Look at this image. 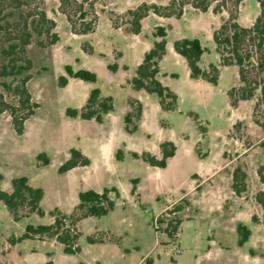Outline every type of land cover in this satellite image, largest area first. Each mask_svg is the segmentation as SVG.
I'll use <instances>...</instances> for the list:
<instances>
[{
    "label": "rangeland",
    "instance_id": "374dc122",
    "mask_svg": "<svg viewBox=\"0 0 264 264\" xmlns=\"http://www.w3.org/2000/svg\"><path fill=\"white\" fill-rule=\"evenodd\" d=\"M77 1L88 12L85 20L96 16L87 33L70 29L59 0H35L55 21L58 39L49 44L44 35L32 32L26 46L29 67L14 78H5L13 87L21 77L29 76L27 89L39 106L24 121L20 134L9 113H0V189L10 191L13 177L26 176L30 185L43 189L39 205L44 214L33 212L14 220L0 201V264H264V210L255 200V193L264 190L257 174L264 164V129L253 120L254 99L229 105L226 91L238 84L237 68L219 64L212 39L227 12H213V4L206 11L186 5L179 18L150 11L141 20L140 32L134 34L129 31L128 9L142 2L166 4L169 0ZM19 11L4 10L0 24L15 20ZM258 12L256 0H243L237 21L249 26ZM78 14L72 15L76 28L81 26ZM157 25L166 31L157 78L177 94L171 110H162L156 94L136 90L129 82L143 53L152 46ZM182 37L200 40L205 51L199 65L205 69L209 63L218 66L216 84L189 76L185 58L172 47ZM1 43L8 44L3 35ZM66 64L73 70L93 71L96 80L67 76L66 85L59 86L58 77L66 75ZM112 64H116L114 70L109 67ZM93 87L102 96L112 97L113 109L103 121L66 116L67 107L84 105ZM0 91L7 102L17 103L12 91L3 87ZM130 98L142 104L134 132L124 127ZM163 140L176 146L164 168L132 155L149 151L159 157ZM71 147L88 156L90 163L60 173L57 168ZM39 152L46 154L47 164L37 159ZM236 167L246 174V188L239 194L231 189ZM104 187L113 208L76 221L77 251L65 253L55 237L16 242L26 224L52 223L55 210L68 223L75 214L78 192ZM170 219L180 220L171 237L164 231ZM239 223L250 229L242 245L237 244Z\"/></svg>",
    "mask_w": 264,
    "mask_h": 264
},
{
    "label": "trees",
    "instance_id": "16d2710c",
    "mask_svg": "<svg viewBox=\"0 0 264 264\" xmlns=\"http://www.w3.org/2000/svg\"><path fill=\"white\" fill-rule=\"evenodd\" d=\"M59 9L65 15L70 29L74 33H87L93 29L96 16L85 20L88 12L83 10L82 2L77 0H59ZM243 0H169L166 4H156L142 2L135 8L128 9L126 14L129 16V31L138 34L141 29V20L151 11L159 16L179 18L184 12L186 5L199 11H206L213 4L212 11L220 12L225 10L227 18L219 24L212 32V39L215 49L219 56V64L223 66L235 65L237 68L238 84L231 86L226 94L229 105L237 106L240 100L254 99L252 116L254 122L264 129V0H256L259 12L254 21L249 26H243L237 21L239 5ZM35 0H0V13L6 9H19L17 18L13 21H5L0 24V35L8 42L6 46L0 44V87L6 91H12L16 96L17 103L7 102L0 91V113L7 111L11 118L12 126L16 133L23 131L24 121L34 113L39 106L36 101L31 99L26 82L29 76L20 78L18 84L13 87L6 82L7 77H16L30 65L26 57V46L30 43L32 32L37 35H44L47 43H54L58 36L53 31L55 21L48 17L44 10L39 8V3ZM79 12L78 16L80 28H76L73 14ZM73 13V14H72ZM166 31L164 26L157 25L153 36L155 37L152 46L143 53L142 59L136 66L134 75L130 78V85L136 90H144L147 93H154L158 97V104L162 110L174 109L177 103V94L168 86L164 85L158 78L159 60L165 53ZM173 50L183 56L186 60L189 76L192 78H202L208 82L217 83L219 68L214 63H209L206 69H202L198 64L205 48L201 45L198 38L182 37L175 39L172 44ZM112 70L116 64L109 66ZM66 75L58 77L59 86H65L67 76L75 77L84 81H95L96 74L88 69L79 68L73 70L71 65L66 64ZM98 87H93L86 98L84 105L80 108L67 107L65 114L68 117H77L84 120H94L102 122L103 116L113 109V101L110 95L102 96ZM130 109L124 115L125 130L134 132L137 124L134 120H139L142 115V104L137 99H129ZM194 115V114H193ZM196 119L197 116L194 115ZM176 146L171 140H163L159 143L160 156L143 151L140 155L133 153L134 157L141 158L149 165L164 168L167 160L175 154ZM116 152V157L119 158ZM44 164L49 162L44 152L37 154ZM90 163L88 156L79 149L71 147L69 156L57 168L58 172H65L76 166H84ZM257 174L260 181L264 182V164L260 165ZM245 172L236 167L232 172L231 189L235 194H239L246 188L244 181ZM0 179L2 174L0 173ZM11 190L0 189V201L12 215L14 220L22 216L36 212L43 215L44 211L39 203L43 197V189L28 183L26 176H17L11 179ZM108 188L104 187L101 191L94 189H84L78 192V202L75 206V214H72L66 223L67 217L55 210L53 212V222L49 224H26L24 232L16 238H34L37 236L55 237L62 245L65 253H73L78 247L74 245L79 236L75 223L77 220L87 216H101L113 208V201L109 198ZM255 200L264 210V190L255 193ZM25 209L24 213H21ZM175 210L179 207L175 206ZM172 211V210H171ZM165 233L173 236L180 223L179 219L167 220ZM238 234L237 244H244L249 235L250 229L239 223L236 226ZM89 242L94 240L87 238Z\"/></svg>",
    "mask_w": 264,
    "mask_h": 264
},
{
    "label": "crops",
    "instance_id": "0c3cea01",
    "mask_svg": "<svg viewBox=\"0 0 264 264\" xmlns=\"http://www.w3.org/2000/svg\"><path fill=\"white\" fill-rule=\"evenodd\" d=\"M198 64H199V62H198ZM202 69H205V68H202ZM218 81V80H217ZM103 121V120H102ZM99 123V122H98ZM73 169V168H72ZM110 198V197H109ZM111 199V198H110ZM16 242H18V241H16Z\"/></svg>",
    "mask_w": 264,
    "mask_h": 264
}]
</instances>
